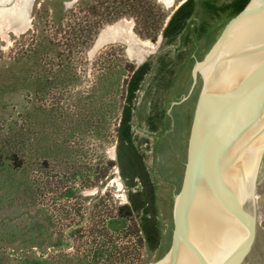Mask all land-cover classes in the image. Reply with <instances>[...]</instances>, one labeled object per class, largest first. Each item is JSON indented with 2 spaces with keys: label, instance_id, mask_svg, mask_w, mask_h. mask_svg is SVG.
<instances>
[{
  "label": "rangeland",
  "instance_id": "obj_1",
  "mask_svg": "<svg viewBox=\"0 0 264 264\" xmlns=\"http://www.w3.org/2000/svg\"><path fill=\"white\" fill-rule=\"evenodd\" d=\"M98 1L29 0L25 24L16 27L2 13L16 14L19 1L0 0V264H151L171 245L173 200L182 183L202 80L168 111L169 126L163 134L148 133L137 121L134 126L137 135L156 145L149 164L159 188L162 239L151 252L135 234H128L129 226L114 232L106 225L127 202L117 166L106 164L115 160L114 128L123 93L121 87L109 85L118 78L115 70L121 78L127 75L121 70L127 61L138 65L140 59L142 63L166 49L161 25L183 0H149L153 9L147 23L136 25L137 15L126 14L92 26L83 42L73 40L77 43L64 58L67 33L97 21L87 4ZM117 24L128 25L125 36L133 38L139 55L129 54L125 38L96 45L101 32ZM205 45L201 42L200 52ZM65 63L71 66L66 73L71 82L65 88L37 90L43 86L38 87V80L52 84ZM54 107L58 117L52 127L47 118ZM19 128L27 144L25 165L16 167L11 145L5 142ZM57 145L67 150L55 152ZM252 192L253 206L245 204V210L255 235L240 264H264V150Z\"/></svg>",
  "mask_w": 264,
  "mask_h": 264
},
{
  "label": "trees",
  "instance_id": "obj_2",
  "mask_svg": "<svg viewBox=\"0 0 264 264\" xmlns=\"http://www.w3.org/2000/svg\"><path fill=\"white\" fill-rule=\"evenodd\" d=\"M247 2L248 0H184L171 12L165 24L161 25L162 46L166 49L138 65L127 61L121 69L127 73L124 78H121L120 71L114 72L118 78L113 83L111 81L109 86L115 84L122 88L123 93L114 128L115 160H108L106 164L117 166L126 189L127 202L118 206L116 214L107 218L106 225L114 232L129 226L132 231L128 234H135L146 251L156 250L162 239V220L158 210L159 188L154 167L149 164V153L152 155L156 152V145L153 146L148 137L137 135L134 126L137 123L139 126L143 124L150 134L161 135L167 130L170 121L168 108L172 101L178 100L187 92L194 59L203 57L225 23ZM152 7L149 0H100L87 4L88 11L97 17V21L92 25L86 24L84 29L75 33H67V41L70 43L66 44L68 56L65 54L64 58H69L71 47L77 43L73 40L83 42L92 26L98 27L101 22H113L126 14L137 15L136 25L147 23ZM201 42L206 44L203 52L199 48ZM62 67L64 69L56 73L52 84L40 79L38 87L43 86L36 89L42 92L51 86L65 88L71 82L70 75L66 74L71 66L65 63ZM112 70L110 74L113 73ZM58 100L54 102L57 106ZM57 108L48 110L47 121L52 127L58 117L55 115ZM16 130L5 142V146L11 145L9 150L12 161L16 167H20L25 165L23 153L27 143L23 130ZM54 148L55 152H63L67 147L57 145ZM46 154L49 153L46 151ZM46 158L48 155H44L43 161Z\"/></svg>",
  "mask_w": 264,
  "mask_h": 264
},
{
  "label": "bare ground",
  "instance_id": "obj_3",
  "mask_svg": "<svg viewBox=\"0 0 264 264\" xmlns=\"http://www.w3.org/2000/svg\"><path fill=\"white\" fill-rule=\"evenodd\" d=\"M18 1L16 14L2 13L7 22L16 27L25 24L29 6V0ZM254 1L257 6L264 4V0ZM127 26L117 24L103 30L96 45L109 39L125 38L129 54L139 55L133 38L125 36ZM233 50H236L234 57L226 62ZM203 72L209 83L196 141L198 152L202 136L209 132L207 127L235 117L229 110L220 111L208 123L212 111L222 103L241 105L259 86H264V16L258 14L235 23ZM219 144L210 160L198 168L181 206L183 228L177 255L171 264H229L247 242V230L237 219L236 205L248 206L250 200L253 203V181L264 145V102L246 124L233 130Z\"/></svg>",
  "mask_w": 264,
  "mask_h": 264
},
{
  "label": "water",
  "instance_id": "obj_4",
  "mask_svg": "<svg viewBox=\"0 0 264 264\" xmlns=\"http://www.w3.org/2000/svg\"><path fill=\"white\" fill-rule=\"evenodd\" d=\"M258 14L259 16H264V4L261 6H257L254 0H248V2L245 4L243 8L225 23L218 37L212 43L210 48L205 52L203 57L201 59H194V62L190 70L191 82L187 92L184 93L178 100L172 101L168 108V111H170L172 106L185 101L191 95L193 89L195 88L198 82V79L200 78L202 80V86L195 104L189 137H188L186 162L184 166L182 183L178 193L174 196V200H173V206H172L173 230H172L171 245L168 251L160 259H158L157 261L151 264H161L162 262H168V264H171V262L175 259L178 250V243L180 241L182 228H183L182 225L183 216L181 215V206L183 205V202L185 201L187 195L190 192L192 182L195 179L196 173H198V168L203 167L205 162L207 160H210L209 158H211V154L216 149V146L220 145L219 142H223L224 139H226L227 135H229L233 130H237L238 128L246 124L248 119L258 111L259 107L264 102V86H259L255 94H253V96H251L249 99L245 100V102H242L241 105L233 104V106H230L232 104L228 105L226 103H222L220 108L212 111L213 115L207 122L209 123L211 120H213L214 116L220 111L222 113H225L227 112V110H229L228 113L229 112L233 113L235 117L230 121L228 120L229 118H226L224 121H221L215 126L207 127L206 129L209 132L208 133L205 132V135L202 136L200 142L201 146L199 144L201 150L198 152L196 141H197V136L199 134L202 107L205 104L204 99L206 97V90L208 88V83H209V81L206 80L203 69L210 62L211 58L214 57L216 50L222 45L225 37H227L233 25L243 18L255 16ZM97 40L98 38L96 39V41ZM109 41L112 40L109 39L104 43ZM235 53L236 50H233L227 56L226 62L231 60L234 57ZM141 60L142 59L138 61L139 64L141 63ZM230 115L231 114H229V117ZM263 150H264V145L262 147L258 159V163H257L258 166L262 158ZM250 204H251V200H250ZM245 208H246L245 203L242 204L238 203L236 205V216L239 222L246 228L248 239L244 247L241 249V251L229 264H240L243 261L247 252L249 251L254 239L255 231L253 227V221L250 215L245 210Z\"/></svg>",
  "mask_w": 264,
  "mask_h": 264
},
{
  "label": "flooded vegetation",
  "instance_id": "obj_5",
  "mask_svg": "<svg viewBox=\"0 0 264 264\" xmlns=\"http://www.w3.org/2000/svg\"><path fill=\"white\" fill-rule=\"evenodd\" d=\"M184 1V0H183ZM183 1H181V2H183Z\"/></svg>",
  "mask_w": 264,
  "mask_h": 264
}]
</instances>
